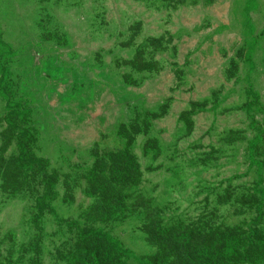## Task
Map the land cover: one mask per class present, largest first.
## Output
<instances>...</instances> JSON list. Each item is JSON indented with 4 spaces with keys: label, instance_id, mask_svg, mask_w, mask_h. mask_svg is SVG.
I'll list each match as a JSON object with an SVG mask.
<instances>
[{
    "label": "rangeland",
    "instance_id": "rangeland-1",
    "mask_svg": "<svg viewBox=\"0 0 264 264\" xmlns=\"http://www.w3.org/2000/svg\"><path fill=\"white\" fill-rule=\"evenodd\" d=\"M254 1L0 0V141L48 151L59 180L43 215L42 162L29 188L0 163V258L9 233L38 255L14 264H49L84 241L120 253L109 264H246L248 243L264 250ZM61 163L105 191L74 197Z\"/></svg>",
    "mask_w": 264,
    "mask_h": 264
},
{
    "label": "trees",
    "instance_id": "trees-1",
    "mask_svg": "<svg viewBox=\"0 0 264 264\" xmlns=\"http://www.w3.org/2000/svg\"><path fill=\"white\" fill-rule=\"evenodd\" d=\"M257 3L254 0H248L247 5H251L252 9ZM252 11V10H251ZM251 11L248 12V14H251ZM13 137L7 141H0V163H10L12 166V169L19 175H22L24 177V182L27 188H29L35 180H40V163L42 162L41 167L44 169L43 176L44 179L49 181L50 185L49 187H46V192L38 198L40 201V206L43 207L42 214L44 215L47 211L48 205L47 203L50 200H55L56 197L53 198V196H56L57 194V188H58V182L57 174L54 172L52 175V168L49 169L51 166L50 162L46 160L44 157V154L49 156L48 151L45 153H36V147L34 144L31 145V147L28 146H22V144L19 142V140H14L16 143V148L12 151H10V148L13 145ZM18 148V150H17ZM23 148L29 150V152H26ZM61 169V175L65 181V185L67 187V190H70L72 195L75 197L76 194L79 192V188H85L84 184L88 186L92 185L93 187V194H101L105 191V189L95 183V173H83L81 176L78 174H75L74 171H72L69 167L65 166L63 163L60 164ZM89 171V170H88ZM90 175V176H89ZM82 179V180H81ZM2 184H5V181H1ZM14 186V183H10L5 189L7 191L11 190V187ZM41 187H44V181L40 184ZM45 188V187H44ZM100 190V191H99ZM66 198V197H64ZM72 198L69 197V200ZM215 213H218L219 211H214ZM117 213H121L118 209ZM41 220V214L40 210L38 209V215L35 216L34 223H39ZM92 222V221H88ZM86 225V224H85ZM238 231H242V229H239ZM93 233V232H92ZM199 235H201L199 233ZM93 236H101V233L94 234ZM232 238L227 237V241L232 243ZM101 241L104 242L103 238H101ZM8 245H9V251L6 253V256L4 259L0 258V264H14L16 262L15 256H25L27 254L34 255V258H37L38 256L36 253L32 251L31 248L27 247L23 250L16 249V240L13 233H9L8 237ZM92 243V242H91ZM107 244V242H106ZM93 248L85 245L82 243L81 245H76L73 250L70 251H63L58 252V256H51V259L48 261L49 264H109L110 261L114 260V256H120V253H118L116 250L112 251L108 248H105L103 245H97L96 243H92ZM120 251V248H117ZM224 255L226 256V253H230V249L224 250ZM264 256V250L263 247L259 244L255 243H248L245 246V256L244 261L246 264H260V259H262ZM157 257V256H156ZM158 258V257H157ZM190 262V261H189ZM34 264H47L45 262L40 261H34ZM214 264H225L223 262H214ZM227 264H230V262H227Z\"/></svg>",
    "mask_w": 264,
    "mask_h": 264
}]
</instances>
